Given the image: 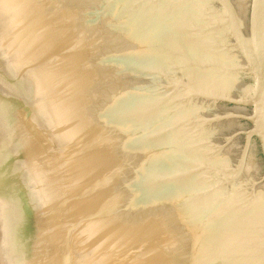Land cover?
<instances>
[{
  "label": "water",
  "instance_id": "water-1",
  "mask_svg": "<svg viewBox=\"0 0 264 264\" xmlns=\"http://www.w3.org/2000/svg\"><path fill=\"white\" fill-rule=\"evenodd\" d=\"M0 264H264V0H0Z\"/></svg>",
  "mask_w": 264,
  "mask_h": 264
},
{
  "label": "flooded vegetation",
  "instance_id": "flooded-vegetation-1",
  "mask_svg": "<svg viewBox=\"0 0 264 264\" xmlns=\"http://www.w3.org/2000/svg\"><path fill=\"white\" fill-rule=\"evenodd\" d=\"M258 181H259V180H258ZM258 181H255V182H254V185L257 184Z\"/></svg>",
  "mask_w": 264,
  "mask_h": 264
}]
</instances>
